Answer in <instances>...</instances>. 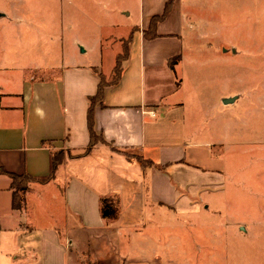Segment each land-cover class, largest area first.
I'll list each match as a JSON object with an SVG mask.
<instances>
[{
	"label": "crops",
	"instance_id": "obj_1",
	"mask_svg": "<svg viewBox=\"0 0 264 264\" xmlns=\"http://www.w3.org/2000/svg\"><path fill=\"white\" fill-rule=\"evenodd\" d=\"M167 1L139 0L138 22L127 35L108 38L110 44L121 45L109 74L96 65L72 63L61 67L57 77L11 74V87L0 86V264H206L210 249L186 247L187 239L201 237L199 232L163 231L153 215L162 211L166 221L168 213L197 207L218 169L203 168L198 161L201 148L215 144L190 135L172 65L183 59L184 24L197 0H174L155 33L145 34ZM5 2L9 12L4 13L0 1V22L7 17L15 29L25 30L27 20L15 24L26 12L18 8L25 0ZM32 30L40 28L35 24ZM130 36L120 80L106 88L94 108L96 130L114 147L139 154L152 165L143 167L136 156L104 144L73 157L70 152L79 154L90 142L88 112L100 76L112 74ZM236 96L232 103L241 95ZM56 150H63L65 158L53 177L31 182L25 192L28 208L27 201L14 208L10 174L48 178ZM104 196L120 199L116 218L103 217ZM56 197L63 199L64 212H47ZM45 213L53 222L40 226Z\"/></svg>",
	"mask_w": 264,
	"mask_h": 264
},
{
	"label": "rangeland",
	"instance_id": "obj_2",
	"mask_svg": "<svg viewBox=\"0 0 264 264\" xmlns=\"http://www.w3.org/2000/svg\"><path fill=\"white\" fill-rule=\"evenodd\" d=\"M0 1L9 12L10 5ZM197 2L184 24L183 59L172 65L190 135L215 144L201 148L198 161L203 168H218L217 174L197 207L168 213L167 222L162 211L153 215L163 231L199 232L186 247L210 249L206 264H264V0ZM138 5L139 0L21 2L18 8L26 12L15 24L27 20L25 30L15 29L7 17L0 22V86L11 87V74L57 77L72 63L96 65L109 74L121 45L108 38L127 35L138 22ZM35 24L40 31L32 30ZM236 95L241 96L235 103H224ZM26 201L28 208L25 193L22 206ZM46 209L63 213V199L56 197ZM40 218V226L53 222L48 214Z\"/></svg>",
	"mask_w": 264,
	"mask_h": 264
},
{
	"label": "trees",
	"instance_id": "obj_3",
	"mask_svg": "<svg viewBox=\"0 0 264 264\" xmlns=\"http://www.w3.org/2000/svg\"><path fill=\"white\" fill-rule=\"evenodd\" d=\"M174 0H168L165 6V9L162 14L156 15L152 18L150 27L148 31L146 30L145 34L147 36H150L152 33H155L157 24L159 21H162L166 18L168 13L170 12ZM131 39V36L127 39L128 41L125 42L124 51L122 54H120L117 58V63L115 65V68L110 76H106L101 74L100 76V83L98 88V93L91 98L90 101V108L88 112V126L90 131V142L86 149L83 150V152L79 154H72L70 152V155L73 157H80L83 155L88 154L96 145L98 144H104L111 146V148L120 153L126 154L128 157L136 156L140 162L142 163L143 167H148L152 165V161L144 158L143 156L130 152L128 150H122L119 148L114 147L109 141L106 140L104 135L96 130V123H95V115H94V108L96 106V103L98 101H101L105 90L108 86L116 84L119 82L121 73H122V62L125 58H127L128 55V43ZM173 64V62H172ZM108 77V78H107ZM65 158V152L63 150H56L53 153L52 157V173L48 178H35L29 174H14L11 173L10 176L12 177V185L11 187L14 189V197H13V206L14 208H19L23 204L24 200V194L29 188V184L33 181H39V182H45L48 181L50 178L53 177L54 172L59 167V165L64 161ZM100 206H101V213L103 217L105 218H116L120 212V199L115 196H104L100 200Z\"/></svg>",
	"mask_w": 264,
	"mask_h": 264
},
{
	"label": "water",
	"instance_id": "obj_4",
	"mask_svg": "<svg viewBox=\"0 0 264 264\" xmlns=\"http://www.w3.org/2000/svg\"><path fill=\"white\" fill-rule=\"evenodd\" d=\"M236 98H237V96L224 98V103H226V104L232 103L235 101Z\"/></svg>",
	"mask_w": 264,
	"mask_h": 264
}]
</instances>
